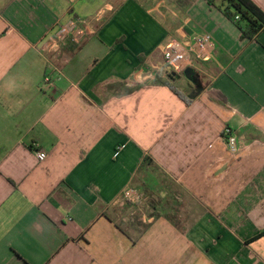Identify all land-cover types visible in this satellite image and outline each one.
Returning a JSON list of instances; mask_svg holds the SVG:
<instances>
[{
	"label": "crops",
	"instance_id": "crops-1",
	"mask_svg": "<svg viewBox=\"0 0 264 264\" xmlns=\"http://www.w3.org/2000/svg\"><path fill=\"white\" fill-rule=\"evenodd\" d=\"M225 8L0 0V264H264V28L242 37ZM71 18L82 42L43 52ZM202 34L197 89L161 51Z\"/></svg>",
	"mask_w": 264,
	"mask_h": 264
},
{
	"label": "built area",
	"instance_id": "built-area-1",
	"mask_svg": "<svg viewBox=\"0 0 264 264\" xmlns=\"http://www.w3.org/2000/svg\"><path fill=\"white\" fill-rule=\"evenodd\" d=\"M235 21L239 16L234 17ZM88 33V29L79 19H68L60 22L55 26V33L42 46V51L47 53L56 52L60 46L66 42L79 45ZM214 42L209 34L196 35L192 38H183L181 40H170L161 51L162 62L165 74L172 72L180 75L187 68H194L196 62H208L213 57ZM54 82L49 75H45L42 80V87L50 89ZM222 138L230 152H236V137L231 129L226 128ZM36 157L39 161H44L47 157L43 151H36ZM124 199L132 204L138 205L141 202V194L133 189L128 188L123 193Z\"/></svg>",
	"mask_w": 264,
	"mask_h": 264
},
{
	"label": "trees",
	"instance_id": "trees-1",
	"mask_svg": "<svg viewBox=\"0 0 264 264\" xmlns=\"http://www.w3.org/2000/svg\"><path fill=\"white\" fill-rule=\"evenodd\" d=\"M223 2L226 4V8L224 9L226 16L236 23L241 31L242 37L251 39L264 28V14L251 0H223ZM235 16H239L238 21L234 20ZM165 84L175 95L188 102V100L184 98V96L171 83L167 82ZM147 163L149 164V160L144 159L142 165H146ZM128 204L134 206L130 203ZM263 236L264 229L253 239H258ZM132 241H137V238L132 239Z\"/></svg>",
	"mask_w": 264,
	"mask_h": 264
},
{
	"label": "water",
	"instance_id": "water-1",
	"mask_svg": "<svg viewBox=\"0 0 264 264\" xmlns=\"http://www.w3.org/2000/svg\"><path fill=\"white\" fill-rule=\"evenodd\" d=\"M168 76H170L171 78H174V79L183 77L188 82H190L193 85H195V87H197V89L200 88V86H201V82H200L199 76H198V74L196 73V71L193 68H187V69H185L182 72V74H180V75L172 72ZM198 93L199 92H196V94H198ZM190 98H194V96H190Z\"/></svg>",
	"mask_w": 264,
	"mask_h": 264
},
{
	"label": "rangeland",
	"instance_id": "rangeland-1",
	"mask_svg": "<svg viewBox=\"0 0 264 264\" xmlns=\"http://www.w3.org/2000/svg\"><path fill=\"white\" fill-rule=\"evenodd\" d=\"M134 209H137L136 205L133 207Z\"/></svg>",
	"mask_w": 264,
	"mask_h": 264
}]
</instances>
